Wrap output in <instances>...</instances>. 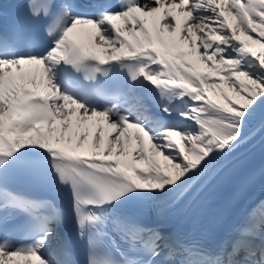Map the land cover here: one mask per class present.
<instances>
[{"label": "snow or ice", "instance_id": "snow-or-ice-1", "mask_svg": "<svg viewBox=\"0 0 264 264\" xmlns=\"http://www.w3.org/2000/svg\"><path fill=\"white\" fill-rule=\"evenodd\" d=\"M18 7L0 264H264V0Z\"/></svg>", "mask_w": 264, "mask_h": 264}, {"label": "bare ground", "instance_id": "bare-ground-1", "mask_svg": "<svg viewBox=\"0 0 264 264\" xmlns=\"http://www.w3.org/2000/svg\"><path fill=\"white\" fill-rule=\"evenodd\" d=\"M85 27H86V26H78V28H77L76 31H79V30H80V32H81L82 29L85 28ZM213 98H215V97H213ZM261 196H263V191H262L261 189H258L252 198H253V199H254V198H259V197H261Z\"/></svg>", "mask_w": 264, "mask_h": 264}]
</instances>
